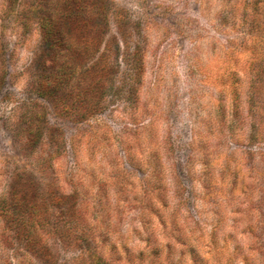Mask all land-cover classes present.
<instances>
[{
  "label": "rangeland",
  "instance_id": "obj_1",
  "mask_svg": "<svg viewBox=\"0 0 264 264\" xmlns=\"http://www.w3.org/2000/svg\"><path fill=\"white\" fill-rule=\"evenodd\" d=\"M96 254L264 264V0H0V264Z\"/></svg>",
  "mask_w": 264,
  "mask_h": 264
},
{
  "label": "trees",
  "instance_id": "obj_2",
  "mask_svg": "<svg viewBox=\"0 0 264 264\" xmlns=\"http://www.w3.org/2000/svg\"><path fill=\"white\" fill-rule=\"evenodd\" d=\"M55 46V44H53ZM52 46V47H53ZM66 79H55L53 82L49 83L50 85L46 87V89H41L39 95L44 98L55 97L60 90H63L66 86ZM94 263L95 264H109L106 262L103 257L99 255H93Z\"/></svg>",
  "mask_w": 264,
  "mask_h": 264
}]
</instances>
